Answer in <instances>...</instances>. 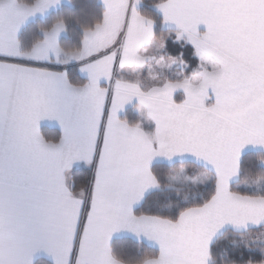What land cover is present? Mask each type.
<instances>
[{"label": "snow or ice", "instance_id": "snow-or-ice-1", "mask_svg": "<svg viewBox=\"0 0 264 264\" xmlns=\"http://www.w3.org/2000/svg\"><path fill=\"white\" fill-rule=\"evenodd\" d=\"M0 264H264V0H0Z\"/></svg>", "mask_w": 264, "mask_h": 264}, {"label": "trees", "instance_id": "trees-1", "mask_svg": "<svg viewBox=\"0 0 264 264\" xmlns=\"http://www.w3.org/2000/svg\"><path fill=\"white\" fill-rule=\"evenodd\" d=\"M79 2L88 3V2H90V0H79ZM70 35H71V29H70ZM49 134L50 135H55L56 134V130L55 129H49Z\"/></svg>", "mask_w": 264, "mask_h": 264}, {"label": "crops", "instance_id": "crops-1", "mask_svg": "<svg viewBox=\"0 0 264 264\" xmlns=\"http://www.w3.org/2000/svg\"><path fill=\"white\" fill-rule=\"evenodd\" d=\"M54 129V128H53Z\"/></svg>", "mask_w": 264, "mask_h": 264}]
</instances>
